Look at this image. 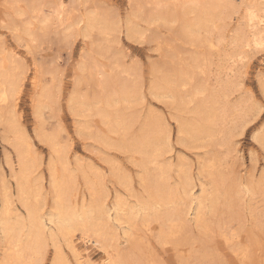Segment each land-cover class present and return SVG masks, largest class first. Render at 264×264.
<instances>
[{
	"label": "bare ground",
	"instance_id": "obj_1",
	"mask_svg": "<svg viewBox=\"0 0 264 264\" xmlns=\"http://www.w3.org/2000/svg\"><path fill=\"white\" fill-rule=\"evenodd\" d=\"M74 2L80 5L67 1L73 7ZM239 2L127 0L124 19L92 7L86 13L76 9L79 17L72 21L63 17L70 16L65 0H6L0 23L32 54L51 29L65 42L75 36L88 39L74 68L66 108L77 134L99 145L107 166H83L76 158L73 164L59 134L38 125L33 137L52 152L44 186L32 136L5 109L15 106L26 70L0 45V125L2 139L12 147L4 155L8 177L0 166V264H29L47 239L57 249L60 240L65 242L75 264H162L156 247L166 245L177 264H229L212 242L216 237L241 264H264V175L238 174L229 163L239 160L232 131L251 115L245 97L233 102L230 96L241 89L239 69L250 57L248 50L264 44L259 23L264 4ZM249 11L255 12L256 22L249 23ZM124 31L132 41L154 44L159 58L148 64L146 90L167 106V114L144 103L140 62L126 60L118 47ZM43 66L34 61L30 81L33 112L39 117L56 101L51 90L55 78L51 83L38 79L52 70ZM213 67L215 84L209 82ZM89 80H94L92 92ZM261 90L264 95V81ZM254 137L264 141L262 129ZM176 144L194 151L195 162L183 152L174 155ZM217 147L224 148L222 155ZM106 149L127 153L135 169L107 156ZM75 238L99 250L100 259L92 260ZM57 257L51 264H61Z\"/></svg>",
	"mask_w": 264,
	"mask_h": 264
},
{
	"label": "rangeland",
	"instance_id": "obj_2",
	"mask_svg": "<svg viewBox=\"0 0 264 264\" xmlns=\"http://www.w3.org/2000/svg\"><path fill=\"white\" fill-rule=\"evenodd\" d=\"M65 1L66 4L64 9L68 11V14L70 16H65V13H63V17L72 21L75 18L77 19V17H79L77 16V14L79 13L76 9H79L83 13H86V11L89 12L99 7L100 9L110 11L109 13L111 14L113 13L112 11H115L114 14L118 13L122 17L121 19H124L125 16L129 13L127 0H87V2L86 0H77V3H80V5H76V2H74V7L73 5L67 3L68 0ZM239 1L240 0H236L237 3H240ZM255 1H259L260 3L258 2V5L260 4V6L264 4V0ZM5 7L6 0H0V19L5 18ZM233 22H235V20ZM141 24H143V22ZM162 28L163 27L160 28L161 32L164 35H167L168 32L166 31V29ZM226 34L228 35L227 32ZM86 43H88V39L83 40V38L79 36L71 38L69 42L62 41V39L57 34H55V29H51L49 37L46 38V40L42 43V45L40 46L41 49H38L39 52H34L32 54L26 50L23 43L19 45L14 40L13 34L9 30V28L0 23V45L4 47L5 53L13 52L12 54H14L17 61L20 62L24 66V70H26L24 85L22 86V89L16 93L13 99V101L15 102V106H6L5 109L6 111L13 113L15 121L21 126V128L25 129L32 136L35 154L40 159V169L44 172L43 182L45 187L48 186L46 178L48 171L46 166L52 152L46 143L39 141L36 137H33L34 129L38 125L40 127L45 126L48 130H54L59 134L60 142L64 146L66 154L69 155L67 157H69L72 163L76 158L81 161L83 166H107L100 158L99 145L93 139L82 137L77 134L74 126V118L66 108L67 97L72 88L74 68L76 66V63L79 62V58H81V50ZM118 47L123 50L126 60L129 61L130 59L135 58L138 63L140 62L139 66L143 69V73L141 74L143 75V90H145L144 93L146 96L144 103H146L147 106H152L154 109L156 108L158 112L160 111L164 114H167V106H165V104L161 102L153 100L151 95L147 94L146 90L148 85V64H150L151 62L153 63L154 61L158 60L157 58H159L154 48V44L151 42L148 43L140 41L135 42V40L132 41L131 39L126 37L124 31L120 33ZM186 50L187 49H185L184 52L188 53ZM249 51L250 50H248L246 55L247 57L250 56V59L246 58V60L243 61V64L241 65V69H239V80L242 83L241 89L233 93L230 97L231 101L233 102L237 100V97L239 99V96L245 97V100L249 105L247 108V112L251 113V115H248V117L246 118V123L244 125H239L234 129V131H232V136H234L233 139L236 142V149L239 160L233 161L231 159L229 160V163L234 164L232 166V170L238 174L243 175L251 172L259 176V174L261 173H263L264 175V157H261L257 153L256 158L253 159L252 153L257 152V142H259L255 139L254 135L260 133L261 129L264 132V103H262L261 101V96L263 95L261 84L264 81V49L254 48L251 49V52ZM214 59L215 61H217V58ZM35 60L42 61L45 66L52 69L50 73L46 72L44 74H40L38 79H40L41 82L43 81L47 83H51L52 78H55L56 81L52 85L53 87L51 89L56 101L50 102L47 107L43 108L42 115L40 117L33 112L31 102L33 88L30 81L34 73L32 72V70H34L33 65ZM45 66L43 67L45 68ZM43 67L42 69L44 70ZM214 71H216V67L212 68L213 74H210L211 77L209 79V82H214L213 84H215L214 80H216V77L218 76L217 72L214 73ZM20 72L21 70H16L15 73L20 74ZM220 76L223 77L222 75ZM87 87L88 91L92 92L95 87L94 80H91V82L89 80L87 83ZM10 101L5 102L7 105H9ZM170 124L171 130L174 134L176 128L175 122L173 120H170ZM3 131L4 128L0 125V166L3 167L5 175L8 177V169L4 162V155L6 152L11 151L12 147L7 143V141L2 139ZM259 143H264V141ZM215 149H217V155H222L224 149L223 147H217ZM105 151H107V156L115 158L122 166H125L130 170L135 169L133 167L134 165L130 162V157L127 153L116 152L108 149H106ZM178 151H180V153L183 152V154H185L193 162H195L196 155H194V151H191L187 148L185 149L176 144L173 150L174 155H176L175 153H177ZM195 151L201 152L202 149H197ZM194 170H196V168ZM91 177L97 181L94 175H91ZM76 178L79 183H82V179L80 177ZM81 185L83 187V183ZM241 210H243V207H241ZM235 215L237 217V214H234V216ZM237 223L238 222H236L235 220L232 221L231 225L233 229L237 227ZM240 234L243 235L242 233ZM75 241L80 246V249H83V252L86 253V250L89 249L87 253L92 260L95 259L97 261L100 259L99 257L102 256V253L99 250L95 249L93 246L89 244H86V246L81 245L77 238H75ZM212 242L216 243V246L219 248L220 252H223V254L228 257L227 261L229 264H241L236 259V257H234L232 250L228 246L223 245L222 238L216 237ZM59 244L60 248L57 249L54 245H52L51 241L47 239V244L44 247L42 253L34 254L33 256L36 257L33 260H29V264H51L52 259H57L58 255L60 257L59 261L61 264H75V259L72 257L66 243L60 240ZM156 248L157 251L155 257L159 261L162 259V262L160 261L162 264H177V259L175 255H173V251L170 250V245H166L164 247L157 246ZM251 263L254 264V261Z\"/></svg>",
	"mask_w": 264,
	"mask_h": 264
},
{
	"label": "snow or ice",
	"instance_id": "obj_3",
	"mask_svg": "<svg viewBox=\"0 0 264 264\" xmlns=\"http://www.w3.org/2000/svg\"><path fill=\"white\" fill-rule=\"evenodd\" d=\"M264 15V13H262ZM249 23H254L257 21L258 17L256 16L254 11H249L248 13ZM259 23L262 27H264V19L259 20ZM257 47L264 49V44H259ZM261 101L264 103V95L261 96ZM257 153L261 156L264 157V143H259L257 142V152L252 153V158L255 159L257 156Z\"/></svg>",
	"mask_w": 264,
	"mask_h": 264
}]
</instances>
